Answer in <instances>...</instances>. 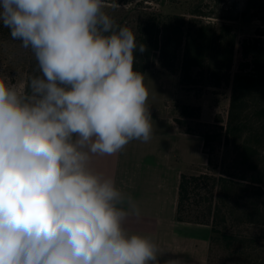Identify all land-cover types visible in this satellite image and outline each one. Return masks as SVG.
<instances>
[{
  "label": "clouds",
  "instance_id": "obj_1",
  "mask_svg": "<svg viewBox=\"0 0 264 264\" xmlns=\"http://www.w3.org/2000/svg\"><path fill=\"white\" fill-rule=\"evenodd\" d=\"M106 0H0V23L39 75L0 79V264H159L130 233L136 199L93 156L153 135L136 34Z\"/></svg>",
  "mask_w": 264,
  "mask_h": 264
},
{
  "label": "trees",
  "instance_id": "obj_2",
  "mask_svg": "<svg viewBox=\"0 0 264 264\" xmlns=\"http://www.w3.org/2000/svg\"><path fill=\"white\" fill-rule=\"evenodd\" d=\"M153 1L137 0L134 5L137 41L146 46L143 53L134 51V70L145 74L157 63L168 73L179 72V83L185 89L231 87L225 126H220L218 118L214 124L200 123V130L185 131L202 137L208 170L211 147L223 143L228 153L217 174H182L177 220L209 226L211 242L232 249L241 240L229 224L264 226V34L242 41L234 71L237 34L230 25L205 21L196 13L188 20L149 6H145L147 11L140 8ZM106 4L127 5L129 0H106ZM0 30L5 39L12 40L2 23ZM33 64L30 76L39 75ZM182 114L185 119L200 120L201 107L184 106ZM175 121L184 128L183 121Z\"/></svg>",
  "mask_w": 264,
  "mask_h": 264
},
{
  "label": "crops",
  "instance_id": "obj_3",
  "mask_svg": "<svg viewBox=\"0 0 264 264\" xmlns=\"http://www.w3.org/2000/svg\"><path fill=\"white\" fill-rule=\"evenodd\" d=\"M175 75L144 74L153 126L151 139L132 140L111 156H93L91 166L114 177L117 186L139 203L141 217L131 218L126 227L130 233L151 237L159 249V264H207L211 228L177 220L181 176L206 166L208 157L202 137L187 134L170 112L168 102L178 93ZM169 94L173 97L167 99ZM194 105L202 107L203 119L205 108L199 102Z\"/></svg>",
  "mask_w": 264,
  "mask_h": 264
},
{
  "label": "rangeland",
  "instance_id": "obj_4",
  "mask_svg": "<svg viewBox=\"0 0 264 264\" xmlns=\"http://www.w3.org/2000/svg\"><path fill=\"white\" fill-rule=\"evenodd\" d=\"M136 1L129 0L127 5L107 4L105 11L117 23L128 26L135 33L138 22V13L134 10ZM145 6L159 10L165 15H182L189 20L193 17L192 14L196 13L203 15L202 18L205 21L210 20L217 25H230L237 34L234 71L237 70L241 57L242 41L256 38L258 34H264V0H154L150 3L146 2L140 8L147 11L148 8ZM34 62L36 61L30 50L23 49L18 41L5 39L0 30V79L23 91ZM177 68L179 70L180 64ZM146 74H169V77L174 75L163 70L157 63ZM175 76L180 79L179 72ZM198 94H201L200 98L197 97ZM171 95L169 94L167 99L172 98L173 95ZM230 97L231 87L214 89L201 85L189 90L182 88L179 83L178 93L168 103L174 119L185 123L182 130H200V123L214 124L218 118L222 122L220 126L226 125ZM197 102L205 108L203 119L202 107L200 120L185 119L182 114L183 107H200L194 105ZM209 152L212 158L211 171L206 165L193 168L187 174L198 175L206 172L214 175L219 173L228 151L223 143H216L209 149ZM228 228L241 241L237 242L232 249H226L221 243L211 242L210 239L207 264H264V226L229 224Z\"/></svg>",
  "mask_w": 264,
  "mask_h": 264
}]
</instances>
